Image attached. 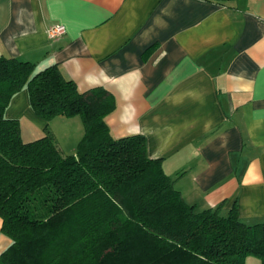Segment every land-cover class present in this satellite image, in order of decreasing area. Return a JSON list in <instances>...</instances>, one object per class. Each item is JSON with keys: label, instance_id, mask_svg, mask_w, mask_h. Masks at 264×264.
Instances as JSON below:
<instances>
[{"label": "crops", "instance_id": "crops-1", "mask_svg": "<svg viewBox=\"0 0 264 264\" xmlns=\"http://www.w3.org/2000/svg\"><path fill=\"white\" fill-rule=\"evenodd\" d=\"M0 55L105 88L111 134L142 135L187 203L264 222V0H0ZM5 115L66 154L84 132L79 116H38L26 88Z\"/></svg>", "mask_w": 264, "mask_h": 264}, {"label": "trees", "instance_id": "trees-1", "mask_svg": "<svg viewBox=\"0 0 264 264\" xmlns=\"http://www.w3.org/2000/svg\"><path fill=\"white\" fill-rule=\"evenodd\" d=\"M23 88L41 118H81L74 153L48 128L22 138L5 109ZM114 106L105 88L82 91L56 64L35 70L0 55V217L11 239L0 264H244L246 255L264 264V222L196 210L142 135L111 134Z\"/></svg>", "mask_w": 264, "mask_h": 264}, {"label": "built area", "instance_id": "built-area-1", "mask_svg": "<svg viewBox=\"0 0 264 264\" xmlns=\"http://www.w3.org/2000/svg\"><path fill=\"white\" fill-rule=\"evenodd\" d=\"M65 26L60 23L50 25L47 29V33L50 37H56L65 32Z\"/></svg>", "mask_w": 264, "mask_h": 264}, {"label": "rangeland", "instance_id": "rangeland-1", "mask_svg": "<svg viewBox=\"0 0 264 264\" xmlns=\"http://www.w3.org/2000/svg\"><path fill=\"white\" fill-rule=\"evenodd\" d=\"M48 129L50 130V128H48ZM53 136H54V134H53ZM54 138H55V136H54ZM244 264H260V259L255 255H246L245 259H244Z\"/></svg>", "mask_w": 264, "mask_h": 264}]
</instances>
